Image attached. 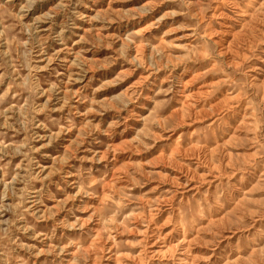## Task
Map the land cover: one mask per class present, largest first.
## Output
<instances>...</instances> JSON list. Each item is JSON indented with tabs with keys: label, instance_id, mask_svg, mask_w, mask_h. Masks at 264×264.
<instances>
[{
	"label": "rangeland",
	"instance_id": "obj_1",
	"mask_svg": "<svg viewBox=\"0 0 264 264\" xmlns=\"http://www.w3.org/2000/svg\"><path fill=\"white\" fill-rule=\"evenodd\" d=\"M0 264H264V0H0Z\"/></svg>",
	"mask_w": 264,
	"mask_h": 264
}]
</instances>
